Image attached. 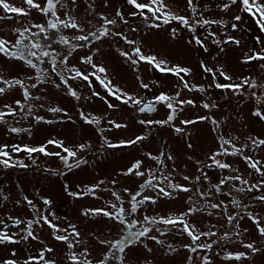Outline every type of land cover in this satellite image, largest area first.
Returning a JSON list of instances; mask_svg holds the SVG:
<instances>
[{"label":"rangeland","instance_id":"1","mask_svg":"<svg viewBox=\"0 0 264 264\" xmlns=\"http://www.w3.org/2000/svg\"><path fill=\"white\" fill-rule=\"evenodd\" d=\"M8 2L14 6L27 7L23 0H8ZM36 2L43 5L44 0H36ZM68 2L71 14L84 27V32L65 29L62 31L63 35L71 38L73 35H84L88 31H95L102 24L101 15L107 16L109 19L115 18L117 19V24L114 26L108 25L107 27L114 32H122L129 39L137 41L145 55H155L158 59L165 60L168 66L179 65L190 68L191 74L185 76V79L189 84L203 85L205 92H190L182 87L176 76L171 73H161L145 62H140L138 65L133 66L116 49L119 48L131 54L134 46L126 44L119 37L105 38L104 40L93 42L91 47L78 49L70 58V66L75 65L86 74L91 72L92 69L88 65H82L79 62V58L80 56L93 55L95 53L93 62L106 69V72L102 73L101 76L106 75L122 91L144 102L153 100L161 92L172 96L179 91V99H191L196 106L184 105L183 111L177 114V118L171 126L141 125L139 121L142 119H165L168 110L163 105L157 104L155 112L140 113L137 111L139 106L125 105L109 96L94 77H90L92 81L91 88L87 82L80 80L69 81L72 87L80 94L81 99L79 101L65 94L63 84H61L60 89L52 87L51 84L47 86L41 85L39 90L33 89V95H41L43 97L41 101H31L34 105L33 112L35 115L43 116L44 121L36 122L32 116H29L28 119H21L22 114L17 115L15 118L6 117L7 120L11 121V126L30 129V134L28 132L10 133L8 124H0V145H9L8 151L12 155L13 160H20L28 165L26 168L14 167L5 169L0 167V220H4L5 224L9 226L7 229L9 234L20 233V228L13 227L8 217L11 216L25 221L33 218V209L24 200V197H28V199L33 201L36 208L42 211L47 209V211L54 212L60 218L54 222L60 227H67L68 223L77 226L78 231L81 233V239L86 241L85 244L77 246L76 250L78 252L86 247L90 252V259L94 262L102 259L105 253H109V248L105 245H100L97 238L113 241L116 239H127L128 224L119 225L102 215L86 218L82 215V212L84 209L103 208L107 201L115 202L111 191H116L122 195L127 208L129 206L127 203L129 195L124 193L123 189L128 188L134 193L139 190V185L143 183V180L135 176L126 177L119 175V173L126 171L135 160L144 159L145 154L149 152L153 155H158L160 151L171 154L174 159L165 161L168 165L167 170L172 171V169H175L173 172L174 182L193 188V193H176L174 194V199H159L155 205L146 203L136 213L128 216L130 223L139 221V223L134 224L131 231L141 229L142 224L145 223L143 222L144 215L158 217L179 215L181 212L186 211L188 207L187 197L195 194V187L206 191L208 186L219 184V181L224 176L233 174L241 175L243 178L248 179L250 183H256L261 179L254 170L247 167V164L239 156H225L219 158L225 163H230L233 169H238V173H233L228 169L220 170L215 167L203 168L201 181L199 184H195V177L201 175V173L193 161L201 160L206 164L211 163L207 157L219 149L218 133L223 134L226 139L238 138L234 140L238 147L243 146L245 143H250L248 141L249 136L264 139V121L252 115V112L259 105L255 103L254 98L250 97V90L245 89L240 95H234L230 91L225 93L214 86L209 87L212 84V76L204 72L200 67L201 62L214 70L216 67H221L233 76L235 82H239L244 76H251L257 80L258 84L264 85V71L259 68L257 62L252 64L241 63L244 54L249 49L259 51L262 45L256 44L255 38L260 36L261 40L264 41V33L259 31L251 17L240 11L239 2L236 5H232L227 11H222V5L228 3L229 0H194L197 8V19L200 18L202 13L204 19L227 22V27H222L218 24L205 26L204 28L197 26L195 35L204 39L210 29L221 40L226 39L225 34H227L241 41L239 46L233 44L222 45L224 48L223 52H220V49L211 42V37H207L205 41L207 51L194 43L189 44L188 41L192 39L193 34L175 21L169 25H162L160 28L146 27L142 17L130 15L131 12L136 10L128 5L126 0H77L76 5H71L70 0ZM138 2L147 3L148 0H138ZM261 2H264V0H261ZM166 3L168 10L191 18L192 13L187 8V0H166ZM88 4H92L95 10L94 13L88 11ZM117 10L122 12L128 21L127 24H124L115 16ZM0 15H5V13L0 10ZM58 15L63 18L62 9L58 11ZM235 15H240L242 19L236 22L238 28L234 31L230 25L235 22L233 20ZM89 20H91V24L87 23ZM32 23H45V17L32 10L26 19L13 16L12 20H0V36L14 39L12 29L29 26ZM172 28H176L178 32L175 38L171 36ZM132 29H135V31ZM52 47L57 52L66 51L62 46L55 43L52 44ZM96 49H99V51ZM38 66L51 71L47 58H45L44 63L38 64ZM0 73L6 79L13 77L25 79L26 84L33 82L26 79L28 75H36L35 70L27 69L21 62L6 60L3 57H0ZM65 75L69 74L65 73ZM137 76H139V80ZM52 77L57 83H61L60 78L54 73ZM141 81L147 83L149 88H142L140 86ZM218 82L225 81L219 78ZM0 86L4 85L0 84ZM92 91L99 92L100 97L104 99L92 96ZM255 91L257 96H261L262 89L258 88ZM18 99L23 102L22 92L18 87L13 88L5 96L0 97V108H2L4 103L17 107L15 101ZM105 100L115 105V107L109 108ZM206 102L215 103L217 107L204 109L202 105ZM41 103L44 104L43 108L39 106ZM48 107L63 108L71 116V120H68L62 114L47 112L46 109ZM17 111L19 112L18 107ZM81 112L89 117H99L100 124L98 126L86 124L80 116ZM198 116H208L211 119L199 121L195 125L180 124L181 120L196 119ZM48 120H52L53 123H47L46 121ZM110 120L124 124L126 127L113 128L108 123ZM213 120L220 122L218 130H213L215 127L212 123ZM177 126L184 127L185 133H176L174 127ZM98 129H104V132L101 134ZM102 135L113 143L134 139L137 135H146L147 139L135 146L110 149L106 146L101 147L103 144ZM49 139L61 140L66 147L72 149H75L81 143L89 144V149H86L83 153H78V157L82 156L89 163L81 165L79 168L73 167L68 170L63 162L55 156L34 153L33 159L36 162L33 164L27 153H11L12 145L35 147L46 143ZM189 143L193 145L192 148L187 147ZM47 150L50 152L61 151L55 145H48ZM244 153L255 160L264 161V146L255 151L249 146L244 149ZM61 154L66 155L63 152ZM189 157H192V159L190 160ZM69 162L71 163L72 161L70 160ZM156 167L158 166L154 161L145 160L141 170ZM50 170H55V173ZM184 175L190 176L192 182L183 181L182 177ZM145 178H147V173ZM100 180L105 181V183L101 185V189L96 193V197L99 198L90 195L75 198L69 196L68 192L65 191V186L67 185L68 191L80 192ZM113 180L116 181L115 184L111 183ZM232 184L240 186L238 181L220 185L221 191L219 193L213 191V194L208 196L206 201L208 203H220L223 201V205H227V213L232 215L237 211L231 204V199L235 196L241 201L242 205L248 206L246 211L252 212L257 218L264 219V204L253 199L254 196L264 194V190L260 192L253 191L252 193H237L233 190ZM145 194L155 195L151 190H147ZM3 197H7V199ZM194 198L199 199L195 195ZM43 199H49L52 202L51 205H44ZM206 201L200 200V203L203 204ZM209 210L213 212V215L209 216L207 214ZM47 211L44 214H47ZM241 214L244 215L243 212ZM188 220L199 231L211 230L216 235L201 237L199 241L192 244L190 238L186 234L179 233L176 228L167 226L169 230L164 235H161L155 231L154 227L150 235L157 236L158 239L164 241V244L161 245L155 241L142 238L141 244L126 250L124 264H204L203 257H208L212 264H264V253L251 256L250 260L229 261L225 259V254L228 252H248L251 255L249 250H246L238 242L241 239L244 243L252 242L258 247H264V237L260 236L255 225L246 215L239 221L242 235L239 238L232 236V241L235 242L220 240V237L225 232L231 234L234 231L233 225L227 223V216L224 214L223 206L221 209H208L205 212L190 215ZM262 226H264V223H262ZM2 227L0 225V228ZM20 227H25V225ZM156 227L163 229L166 226L157 225ZM244 229H247V231L244 232ZM33 231L39 239L32 240L30 238L28 241H21L19 244L0 245V261L16 259L19 264H24V261L29 256H38L42 248L47 246L52 247L54 251L51 254H45L46 259L55 260L56 264H68L66 245L55 241L51 235V230L47 226L43 228L34 226ZM16 239H19V235L16 236ZM213 240L219 243L213 244L211 249L197 247V245L210 244ZM168 244H171L179 251L173 254H166L169 252ZM186 244L195 247L196 251L192 252L184 248ZM148 248H151L152 251L149 252ZM13 253H15V256H13ZM190 256L192 257L191 260H189ZM108 264H120V261L111 257L109 253Z\"/></svg>","mask_w":264,"mask_h":264},{"label":"snow or ice","instance_id":"2","mask_svg":"<svg viewBox=\"0 0 264 264\" xmlns=\"http://www.w3.org/2000/svg\"><path fill=\"white\" fill-rule=\"evenodd\" d=\"M238 2L240 5V11L251 17L255 21L259 31L264 33V2H261V0H229L228 3H224L222 5L221 10L227 11L232 5H236ZM23 3L27 6L26 8L14 6L13 4L9 3L8 0H0V10L5 13V15H0V20H12L13 16L23 17L26 19L29 17L30 12L35 10L45 17V23H32L29 26L12 29V36L14 39L0 36V57L5 58L6 60L21 62L27 69L35 70L36 73L35 76L28 75L26 77L28 81H33L32 83L28 84H26L25 79H20L17 77L6 79L4 78L3 74L0 73V84L4 85L0 86V97L5 96L9 90L17 87L21 90L23 97V102L19 99L15 101V105L18 107L19 112L17 111V107H14L9 103H4L2 108H0V124H8V131L10 133L18 134L21 132H28L30 134V129L11 126V121L7 120L6 117L15 118L17 115L22 114L21 119H28L29 116H32L36 122L44 121L43 116L35 115L33 112L34 105L31 103V101H41L43 99L41 95H33V89L39 90V86H47L49 84H51V86L56 89H60L61 84H63L65 94L79 101L81 96L72 87V84L69 81L80 80L82 82H87L88 86L91 88L92 81L90 80V77H94L95 80L99 82L100 86L106 90L107 94L112 96L115 100L120 101L125 105H130L133 107L139 106L137 111L140 113L155 112L157 110V104L163 105L168 110V114L165 119H142L139 121L141 125L156 124L160 126H171L176 120L177 114L183 111L184 105L192 107L196 106L194 101L191 99H179V91H177L176 94L172 96L161 92L159 95L155 96L153 100H149L147 102H144L141 99L122 91L119 87H116L106 75L101 76L102 73L106 72V69L105 67L99 66L97 63L93 62V55L95 53H93V55L80 56L79 58V62L82 65H88L91 67V72L86 74L75 65L70 66V58L73 56V53L77 52L78 49L91 47L93 42L101 41L109 37H119L126 44L134 46L132 48L131 54L129 52L122 51L119 48L116 49V51L119 52L122 57H125L128 61H130L133 66L138 65L140 62H145L161 73H171L176 76L184 89H187L190 92H205V87L203 85L198 86L196 84H189V82L185 79V76L191 74L190 68L181 67L179 65L168 66L165 60L158 59L155 55H145L142 52L140 46L137 44V41L129 39L122 32H114L111 28L107 27L108 25L114 26L117 24V19L115 18L109 19L107 16L101 15L100 20L102 21V24L95 31H88L87 34L84 35H73L70 38L69 36L63 35L62 31L65 29H70L84 32V27L80 22H78L77 18L71 14L68 0H44L43 5L36 2V0H23ZM126 3L136 10L131 12L130 15L142 17L145 26L148 28H160L162 25H169L173 21L179 23L185 29H187L188 32L193 34L192 39L189 40L188 43H194L205 51L208 50L205 43L207 37L212 38L211 42L220 49V52L224 51L222 45L233 44L239 46L241 44L239 39L227 34H225L226 39L221 40L216 35V33L210 29L207 32V37L204 39L195 35L197 26L204 28L205 26L218 24L222 27H227V22L223 20L204 19L202 13L200 14V18L197 19V8L194 4V0H187V8L190 9L192 13L191 18L168 10L166 0H148L147 3H141L138 2V0H126ZM70 4L76 5L77 0H70ZM87 8L90 13H94L95 10L92 4H88ZM61 9L63 10V18L61 15H58V11ZM115 16L118 17L124 24L128 23L121 11L117 10ZM241 19L242 17L240 15H235L233 17L235 22L231 23L230 26L234 31L238 28V24L236 22L241 21ZM87 23L91 24V20L87 21ZM33 29H35V31H33ZM132 30L135 31V29ZM177 35V29L172 28V38H175ZM255 42L256 44L262 45L261 48L259 51L249 49V51L244 54L241 63L252 64L253 62H257L259 68L264 71V41L261 40L260 36H257L255 38ZM53 43L62 46V48L66 51L57 52L56 49L52 47ZM96 50L99 51V49ZM45 58H47V63L50 65L51 71H49L47 68H41L38 66V64L45 62ZM200 67L204 72L209 73L212 76V84H210L209 87L214 86L216 89L223 90L225 93L230 91L234 95H240L245 89L250 90V97L254 98L255 103L259 105V107H256L252 112V115L257 117L259 120L264 121V85L258 84L257 80L251 76H244L239 80V82H235L233 76L221 67H216L214 70L211 67H207L203 62L200 63ZM53 73L60 78L61 83H57L56 80L53 79ZM65 73L69 75L66 76ZM219 78H222L225 82H218ZM137 79H140L139 76H137ZM140 86L144 89L149 88V85L147 83H143V81H141ZM258 88L262 89L261 96H257L255 91ZM92 96L100 97V93L92 91ZM100 98L104 99L103 97ZM241 98L243 97L241 96ZM105 103H107L109 108L115 107V105L108 103L107 100H105ZM39 106L43 108L44 104L41 103ZM202 107L204 109H210L216 108L217 105L215 103L206 102L203 103ZM46 111L53 114H62L63 116H66L68 120H71V116H69L68 113L61 107H48ZM80 116L86 124L97 126L100 124L99 117H89L83 112L80 113ZM209 119L211 118L208 116H198L196 119L181 120L180 124L195 125L199 121H205ZM46 122L53 123L52 120H48ZM108 123L116 129L126 127L124 124L111 120L108 121ZM212 123L215 125L213 129L214 131L220 128L219 121L213 120ZM98 131H100L102 134L104 129H98ZM174 131L179 134H184L185 128L177 126L174 127ZM217 138L220 141L219 149L212 152V154L207 157L211 163L206 164L201 160L193 161L197 165L198 171L201 173V175H197L195 177V184H199L201 181V177L203 176V168L215 167L220 170L228 169L233 173H238V169H233L230 163H225L219 158L225 156H239L247 164V167L254 170V172L261 179H259L256 183H250L248 179L243 178L241 175L233 174L224 176L219 181V184H212L208 186L206 191L201 190L199 187H195L194 195L198 196L199 199H195L194 195H189L187 197L188 207L186 211L181 212L179 215L158 217L144 215L143 222L145 223L142 224L141 229L138 231H131V228L134 226V224L139 223V221H132L130 223L128 221V216L136 213L138 209H141V207L146 203L155 205L159 199H174V194L176 193H193V188H190L185 184L174 182L175 177L173 176V172L175 169H172V171L167 170L168 165L165 161H172L174 159L171 154H166L163 151H160L158 155H153L150 152L146 153L144 159L135 160L131 166L126 169V171L119 173V175L126 177L135 176L143 180V183L139 185V190L134 193H132L128 188L123 189V192L128 193L129 195V199L127 201L129 206L127 208L125 207V201L123 200L122 195L116 191H111V195L114 197L115 202L107 201L105 203V207L103 208L84 209L82 212V215L86 218L102 215L103 217H106L119 225L128 224L129 231L127 233V239H116L113 241L97 238L100 245H105L109 248L111 257L118 259L120 264H124V254L126 253V250H128L130 247L141 244L142 238H146L163 245V240L158 239V237L155 235H150L154 227L155 231L159 232L161 235H164L169 230L167 226L176 228L179 233L186 234L187 237H189L192 241V244H195L197 241H199L201 237L215 236L216 233L211 230L199 231L194 224L189 223L188 217L190 215L205 212L208 209H221L222 206L224 208V214L227 216V223L233 225L234 231L231 234L229 232H225L224 235L220 237L221 241L235 242L232 241V236L234 235L235 237L239 238L242 235L239 221L244 218V215H246L248 219L252 221L260 236L264 237V226H262L264 219L257 218V216L253 215L252 212L246 211L248 206L242 205L241 201L237 197L234 196L231 199L233 208L237 209L236 213L232 215L227 213V205H223V201L220 203H208L206 201V198L212 195L213 191H215V193H219L221 191L220 185L228 184L233 181L239 182L240 186L232 184L233 190L237 193H252L253 191L260 192L264 190V161L255 160L251 156L245 155L244 153V149L248 148L249 146H251L253 151L259 149L261 146H264V139L249 136L248 141L250 143H245L243 146L238 147L236 143H234V140L238 138L226 139L223 134L219 133ZM102 139V148L106 146L110 149H117L121 147L135 146L138 143L146 140L147 136L137 135L134 139L121 140L119 143H113L106 137H103V135ZM48 145H55L56 147L60 148L61 151L50 152L47 150ZM187 147L192 148L193 145L189 143ZM8 148L9 145H0V167L5 169L14 167H28V165L23 163V161L13 160ZM89 148V144L81 143L76 146L75 149H72L66 147L64 142L61 140L49 139L46 143L35 147L28 145H12L11 153H27L28 158L32 160L33 164L36 162L35 159H33L34 153H40L45 156H55L63 162L64 166L68 170H71L73 167L79 168L81 165H87L89 163L88 160L83 159L82 156L78 157V153H83ZM61 152L65 153L66 155H62ZM189 159L191 160L192 157H189ZM70 160L72 161L71 163L69 162ZM145 160L154 161L158 167L141 170ZM50 171L55 173V170ZM146 173L147 178H145ZM182 179L185 182H192V178L188 175H184ZM104 183L105 181L100 180L94 185L87 186L83 191L80 192L68 191V187L66 185L65 191L68 192L69 196L75 198H82L89 195L96 197L97 191L101 189V185ZM111 183L115 184L116 181L113 180ZM147 190H151L155 193V195L153 196L145 194ZM3 198L7 199V197ZM253 199L261 202V204H264V194L254 196ZM24 200L27 202V205L33 209V218L25 221L11 216L8 217V220L12 222L13 227L20 228V233L12 234H9L7 230L9 226L5 224V221L0 220V225L3 226L0 228V245L19 244L21 241H28L30 238L32 240H37L39 237L34 234V226H38L40 228L47 226L51 230V235L55 241L66 245V259L68 264H108L109 253H105L102 259L94 262L89 258L90 252L86 247L79 252L76 250L78 245H83L86 243V241L81 239V233L78 231L75 224L68 223L67 227L62 228L54 222L55 220L60 219L54 212L47 211V209L42 211L41 209L36 208L33 201L28 199V197H24ZM200 200H205L206 202L202 204L200 203ZM17 203H19V201H17ZM51 203L52 202L49 199H43L44 205H51ZM45 211H47V214H44ZM241 212H243L244 215H242ZM207 214L211 216L213 215V212L209 210L207 211ZM21 225H25V227H20ZM157 225H164L166 227L162 229L160 227H156ZM243 231L246 232L247 229H244ZM17 235H19V239H16ZM238 242L246 250H249L251 255H249L248 252H228L225 254V259L229 261L250 260L251 256H254L258 253H264V247H258L252 242L244 243L242 239ZM217 243L219 242L213 240L210 244L197 245V247L211 249L212 245ZM145 247L147 246L145 245ZM167 248L169 252L166 254H173L179 251L171 244H168ZM184 248H187L192 252L196 251V248L192 247V245L186 244L184 245ZM147 250L149 252L152 251L151 248H148ZM53 251L54 249L52 247L46 246L42 248L38 256H29L24 261V264H56L55 260H49L45 258V254H51ZM13 256H15V253H13ZM191 259L192 257L190 256L189 260ZM202 259L204 264H212V261L208 257H203ZM0 264H19V262L16 259H5L0 261Z\"/></svg>","mask_w":264,"mask_h":264}]
</instances>
